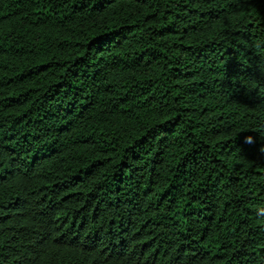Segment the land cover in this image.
Instances as JSON below:
<instances>
[{
    "label": "trees",
    "instance_id": "16d2710c",
    "mask_svg": "<svg viewBox=\"0 0 264 264\" xmlns=\"http://www.w3.org/2000/svg\"><path fill=\"white\" fill-rule=\"evenodd\" d=\"M0 264H264V0H0Z\"/></svg>",
    "mask_w": 264,
    "mask_h": 264
},
{
    "label": "clouds",
    "instance_id": "9594fccd",
    "mask_svg": "<svg viewBox=\"0 0 264 264\" xmlns=\"http://www.w3.org/2000/svg\"><path fill=\"white\" fill-rule=\"evenodd\" d=\"M251 138H249V142H250Z\"/></svg>",
    "mask_w": 264,
    "mask_h": 264
}]
</instances>
